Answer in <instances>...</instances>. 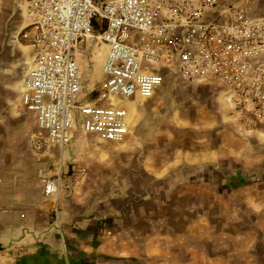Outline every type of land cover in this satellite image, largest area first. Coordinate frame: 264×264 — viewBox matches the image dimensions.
Returning <instances> with one entry per match:
<instances>
[{
    "label": "built area",
    "instance_id": "obj_1",
    "mask_svg": "<svg viewBox=\"0 0 264 264\" xmlns=\"http://www.w3.org/2000/svg\"><path fill=\"white\" fill-rule=\"evenodd\" d=\"M13 2L18 19L10 43L33 49L19 98L24 113L35 116L36 155L59 149L64 161L79 133L125 143L131 117L123 100L154 99L169 76L217 88L238 120L264 121V16L218 0ZM95 54H104L97 82L95 64L88 67ZM58 168L39 171L48 199L63 189ZM73 174L80 183L88 170L74 166Z\"/></svg>",
    "mask_w": 264,
    "mask_h": 264
},
{
    "label": "rangeland",
    "instance_id": "obj_2",
    "mask_svg": "<svg viewBox=\"0 0 264 264\" xmlns=\"http://www.w3.org/2000/svg\"><path fill=\"white\" fill-rule=\"evenodd\" d=\"M218 2L264 16V0ZM17 19L13 0H0V178L13 169L24 177L30 170L39 180L40 169L49 165H43L31 149V139L38 133L36 120L20 105L18 87L33 49L11 45L10 35ZM95 59L94 55L88 62V67H96L93 82L102 79L103 68H98ZM158 95L160 106L155 108ZM156 96L132 102L137 107L133 117L127 101L122 102L129 109L132 132L138 129L144 133L141 139L136 138L144 145L141 163L148 168L156 162L168 164L176 155L182 167L191 156V160L199 158L200 163L220 166L229 185L226 190L212 187L216 192L221 188L222 197L226 192L225 201H219L212 191V199L216 200H210L208 211H195L201 202L195 193L188 200L183 194L175 198L163 189L141 201L140 208L148 215L146 264H264V180L260 177L264 168V121L238 120L221 103L217 88L185 85L173 76ZM93 139L96 141L91 145L116 150H122L125 144ZM178 172L180 179L186 176V171ZM179 186L186 187L185 183ZM160 244L162 248H158Z\"/></svg>",
    "mask_w": 264,
    "mask_h": 264
},
{
    "label": "crops",
    "instance_id": "obj_3",
    "mask_svg": "<svg viewBox=\"0 0 264 264\" xmlns=\"http://www.w3.org/2000/svg\"><path fill=\"white\" fill-rule=\"evenodd\" d=\"M159 95L155 108L160 106ZM127 104L133 117L137 107L129 101ZM93 137L77 134L64 153V161L59 149L37 156L43 165L63 167V189L58 198H46L42 184L30 170L25 177L13 169L3 176L0 264H146L148 215L140 208L141 201L163 189L175 198L183 194L188 200L197 194L202 203H197L195 211L210 209V200H216L212 191L219 201H225L226 192L222 197L221 188L217 192L212 189L217 185L226 190L228 184L216 164L200 163L198 157L191 160L190 156L181 167L175 155L168 164L156 162L148 168L140 161L144 145L136 139L144 137L142 131L130 130L122 150L91 145L96 141ZM137 141L141 144L134 145ZM74 166L88 170L80 183H74ZM179 169L186 171L184 178L180 179ZM261 170L264 180V168ZM180 183L186 187L180 189Z\"/></svg>",
    "mask_w": 264,
    "mask_h": 264
},
{
    "label": "bare ground",
    "instance_id": "obj_4",
    "mask_svg": "<svg viewBox=\"0 0 264 264\" xmlns=\"http://www.w3.org/2000/svg\"><path fill=\"white\" fill-rule=\"evenodd\" d=\"M95 58H96L95 60H96L98 68H102L103 67V63H104V54H101V55L95 54ZM221 101H222V99H221Z\"/></svg>",
    "mask_w": 264,
    "mask_h": 264
}]
</instances>
